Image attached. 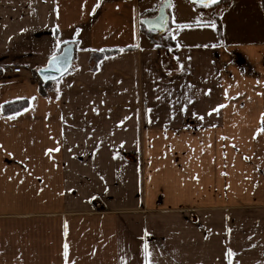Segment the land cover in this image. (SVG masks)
I'll return each mask as SVG.
<instances>
[{"label": "crops", "instance_id": "crops-1", "mask_svg": "<svg viewBox=\"0 0 264 264\" xmlns=\"http://www.w3.org/2000/svg\"><path fill=\"white\" fill-rule=\"evenodd\" d=\"M174 1L0 0V264H264V5Z\"/></svg>", "mask_w": 264, "mask_h": 264}, {"label": "water", "instance_id": "water-1", "mask_svg": "<svg viewBox=\"0 0 264 264\" xmlns=\"http://www.w3.org/2000/svg\"><path fill=\"white\" fill-rule=\"evenodd\" d=\"M187 1L191 2L195 5L205 6V4L200 3L199 0H197V2H195V3L193 2V0H187ZM219 1L220 0H216L215 3H218ZM215 3L208 4L207 6L215 4ZM165 7L166 8L160 9L157 12L155 17L145 18L142 20L141 23L144 26V28L146 29V31L152 32V33H158V34H162L165 31L166 26H167V21H168V17L166 14L167 4ZM161 17L164 18V26L163 27H156V25L160 24ZM149 21L151 22V25L148 23ZM65 53H66V55H64ZM56 55L61 57L64 60L63 67H62L61 71H57L55 66L48 67L49 60H50L49 59L47 61L46 65L36 72V76H37L38 80H40L41 82L46 83V84L55 82V81L61 79L63 76H65L69 72L71 65H72L73 56H74V45L72 43L64 45L62 47L61 51Z\"/></svg>", "mask_w": 264, "mask_h": 264}, {"label": "snow or ice", "instance_id": "snow-or-ice-1", "mask_svg": "<svg viewBox=\"0 0 264 264\" xmlns=\"http://www.w3.org/2000/svg\"><path fill=\"white\" fill-rule=\"evenodd\" d=\"M193 2L195 3V2H197V0H193ZM199 2L200 3H204L205 6H207L208 4L215 3L216 0H199ZM167 6L170 7L171 5L168 4ZM148 23L151 25V22L150 21ZM196 23L200 24L201 26H204V24H205V22H202V21H199V20H197ZM163 26H164V18L161 17L160 24L156 25V27H163ZM182 26H190V25H182ZM208 26H211V27L214 28L215 27V24L214 23H211V22H208ZM57 46H59V42H58ZM121 51H123V49H121ZM64 55H66V53ZM63 63H64V60L61 57L57 56L54 53L50 57L48 67L55 66L57 71H61V69L63 67ZM221 107H224V105H218L217 106V109H214L212 111H216V110H218ZM262 116H264V114H262ZM261 130L264 131V129H261ZM54 150H58V149H54ZM228 231H231V230L228 229ZM143 248H144V264H151V260H150L151 253L148 251V245H147V243L144 244ZM64 256L66 258L65 259V264H67V256H68V245L67 244L64 245ZM234 256H235V252L232 249H227L226 250L225 258L227 259L228 264H233V261H232L231 258L234 257ZM121 264H124L123 259L121 261Z\"/></svg>", "mask_w": 264, "mask_h": 264}, {"label": "trees", "instance_id": "trees-1", "mask_svg": "<svg viewBox=\"0 0 264 264\" xmlns=\"http://www.w3.org/2000/svg\"><path fill=\"white\" fill-rule=\"evenodd\" d=\"M222 0H220L218 3H220ZM217 3V4H218ZM262 3L264 5V0H262ZM145 34L148 35L150 38H152V35L150 32H146L145 31ZM64 46V45H63ZM60 47V49L58 50V53L61 51L62 47ZM116 53L115 50H107V51H104V53L96 56L95 60H100L102 59L104 56L106 55H111V54H114ZM39 91L42 95H45V91L46 89L49 87V85L51 83H43L39 80ZM27 102L26 101H20V102H15V103H10V104H6L3 106L2 110H3V114L5 116H8V115H11V114H15V113H18L22 110H24L26 107H27Z\"/></svg>", "mask_w": 264, "mask_h": 264}, {"label": "rangeland", "instance_id": "rangeland-1", "mask_svg": "<svg viewBox=\"0 0 264 264\" xmlns=\"http://www.w3.org/2000/svg\"><path fill=\"white\" fill-rule=\"evenodd\" d=\"M142 3L146 4L147 7H149L150 9H152V10L155 11L154 12V17L156 16L157 12L160 9L166 8L165 6H166L167 3L170 4L171 5L170 8H167L166 9V10H168L170 12V13H168V11H166V14H167L168 19H169V14L171 15V18H172V15L174 14V12L172 11V9H173V7L176 4V2L174 0H142ZM178 10H180L182 12L183 11V8L175 6V11H178ZM169 32H170V29H167V30H165L162 33V35L159 36L161 38V41L163 40V38H165L164 36H167V34ZM151 34H153L154 36H156L158 33H151ZM80 207H81V202L80 201H74L73 202L74 211H78Z\"/></svg>", "mask_w": 264, "mask_h": 264}, {"label": "built area", "instance_id": "built-area-1", "mask_svg": "<svg viewBox=\"0 0 264 264\" xmlns=\"http://www.w3.org/2000/svg\"><path fill=\"white\" fill-rule=\"evenodd\" d=\"M21 68L20 67H17V68H14L11 70V73H14V74H21Z\"/></svg>", "mask_w": 264, "mask_h": 264}]
</instances>
